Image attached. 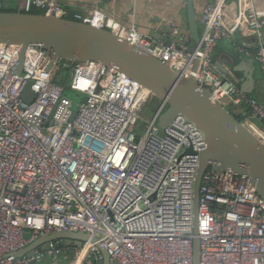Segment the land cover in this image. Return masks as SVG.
I'll return each mask as SVG.
<instances>
[{
  "label": "built area",
  "instance_id": "2783aa9c",
  "mask_svg": "<svg viewBox=\"0 0 264 264\" xmlns=\"http://www.w3.org/2000/svg\"><path fill=\"white\" fill-rule=\"evenodd\" d=\"M94 1L87 21L122 35L182 75H194L212 100L232 110L248 108L243 122L264 143V101L243 91L213 57L220 40L233 41L259 64L264 89V0H208L201 40L192 50L190 37L174 22L168 41H160L102 7L117 0ZM33 7L66 14L57 0H24L21 6ZM238 33L244 36L240 42ZM26 49L18 73L21 46L0 43V264L68 257L67 247L56 246L62 240L16 255L61 231L89 234L75 246L77 263L103 264L99 243L110 264H193L194 181L197 152L207 147L203 131L182 113L171 126H158L166 99L145 118L155 95L113 66L59 62L38 43ZM62 70L69 72L66 80ZM30 81L35 96L27 103L22 94ZM67 90L84 95L74 117ZM141 118L147 127L136 139ZM189 146L195 152L187 153ZM198 215L200 264H264V199L250 176L207 168Z\"/></svg>",
  "mask_w": 264,
  "mask_h": 264
},
{
  "label": "water",
  "instance_id": "95a60500",
  "mask_svg": "<svg viewBox=\"0 0 264 264\" xmlns=\"http://www.w3.org/2000/svg\"><path fill=\"white\" fill-rule=\"evenodd\" d=\"M187 20L190 30V50L201 40L200 20L194 8V0H186ZM71 13L82 15L81 10ZM166 30H168L166 28ZM170 31V30H168ZM153 36V35H152ZM156 38L155 36H153ZM170 35L168 32L169 39ZM18 44L21 53L16 70H22L25 50L32 43L41 44L51 58L75 62L94 60L102 65L113 64L133 80L144 85L161 99H166L168 107L160 115L158 126H169L177 113L184 114L204 132L207 147L199 153V166L194 181L193 232L194 260L199 264L200 239L198 230L199 188L203 173L209 166L220 170H232L247 174L256 187L257 194L264 199V143L228 107L212 100L211 90L200 87L194 75L186 77L164 60L148 50L129 42L113 33L109 28L99 27L74 17H60L55 14L5 10L0 6V43ZM249 64L241 79L231 75L219 62V68L247 93H254V60L242 57ZM198 61H196L195 69ZM30 81L22 97L30 103L35 94ZM76 110L74 111L75 114ZM74 116V115H73ZM73 118V117H72ZM187 153L195 152L192 146ZM89 238L88 233L61 231L41 236L25 248L16 252L17 256L31 255L40 246L49 247V241L62 240L56 246L81 247ZM95 240V238H93ZM104 256L103 264H110L108 251L99 243ZM113 264H119L116 259Z\"/></svg>",
  "mask_w": 264,
  "mask_h": 264
},
{
  "label": "crops",
  "instance_id": "0c3cea01",
  "mask_svg": "<svg viewBox=\"0 0 264 264\" xmlns=\"http://www.w3.org/2000/svg\"><path fill=\"white\" fill-rule=\"evenodd\" d=\"M57 1H59L65 8V16L68 17L73 14L71 13L72 9L81 10L85 15H88L95 7L94 0ZM207 1L208 0H194V8L199 20ZM23 3L24 0H0V6L4 9H14L18 11H24L21 8ZM102 7L108 13H112L117 18H119L123 24H134L138 30L151 36H155V39L157 40L163 39L165 42L168 41V30H170V23L172 22L180 26L184 33L190 37L186 0H117L115 2H106ZM33 9L37 8L34 7ZM166 28L168 30H166ZM199 28L201 31V23L199 24ZM201 33L202 32H200V34ZM243 38L244 36L241 33H238L236 36V40L239 42ZM248 40L253 41L254 37H250ZM245 56L246 55L244 52L229 39L220 40L213 50L215 63L217 64V62H219V64H221L223 67H226L230 71L231 75H234L239 79L245 76L247 67L249 65L246 64L242 58ZM254 65L255 86L253 95L264 101L262 71L259 67V64L255 60ZM217 66L219 68L218 64ZM219 70L221 71L220 68ZM230 74L228 75L230 76ZM233 113H242L243 115L248 113L250 115V110L246 107H238L233 110ZM252 118L255 119L254 117Z\"/></svg>",
  "mask_w": 264,
  "mask_h": 264
},
{
  "label": "rangeland",
  "instance_id": "374dc122",
  "mask_svg": "<svg viewBox=\"0 0 264 264\" xmlns=\"http://www.w3.org/2000/svg\"><path fill=\"white\" fill-rule=\"evenodd\" d=\"M202 31H203V25H202V30L200 32ZM68 74L69 72L67 70H62L61 76L63 80H66ZM65 94L73 101L74 110L77 109L80 103L84 100V95H80L75 91L67 90ZM159 99L160 98L154 96L153 99L148 103L145 113H144L145 118L150 119L152 117V110L157 106ZM139 124L140 126L137 127L136 129V132H137L136 139H139V137L143 135L145 131L144 122L140 120ZM161 134L164 136L163 131H161ZM27 236H28V233H27ZM67 248H68V253H67L68 257H66V254L63 253L59 256L58 260H54L51 256L45 255L40 261L34 262L33 264H85L84 261H80L79 263H77L76 258L73 254V251L75 249L74 245H70Z\"/></svg>",
  "mask_w": 264,
  "mask_h": 264
},
{
  "label": "bare ground",
  "instance_id": "6f19581e",
  "mask_svg": "<svg viewBox=\"0 0 264 264\" xmlns=\"http://www.w3.org/2000/svg\"><path fill=\"white\" fill-rule=\"evenodd\" d=\"M34 8V7H33ZM32 8V9H33ZM35 8H37V9H41V8H38V7H35ZM31 9V10H32ZM25 11L24 10V12H32V11ZM41 10H44L45 12L44 13H46V14H53V13H47L46 12V10L45 9H41ZM38 13H40V12H38ZM56 15V14H55ZM66 15V14H65ZM65 15H63V16H60V17H68V16H65ZM57 16H59V15H57ZM86 16L87 15H85L83 12H82V15H79V14H72L71 16H69V18L70 17H74V18H76V19H80V20H82V21H85V22H88V23H91V22H89V21H87L85 18H86ZM91 24H93V25H96V24H94V23H91ZM96 26H99V27H103V26H100V25H96ZM111 30V29H110ZM112 31V30H111ZM113 33H115V34H118V33H116V32H114V31H112ZM118 35H120V34H118ZM121 37H123L122 35H120ZM124 38V37H123ZM163 39H160V41H162ZM2 43V42H1ZM41 45V44H40ZM42 46V45H41ZM43 48V47H42ZM44 49V48H43ZM46 50V49H45ZM27 51V49L25 50V52ZM47 51V50H46ZM20 53H21V51H20ZM48 53V52H47ZM49 55V54H48ZM19 56H20V54H19ZM24 58H25V55H24ZM52 59H54V58H52ZM55 60H57V59H55ZM57 61H59V60H57ZM62 61H65V60H61V61H59V62H62ZM88 61H93V62H96L95 63V65L97 66L98 65V63L100 64V66H101V68H103V67H110V66H113L115 69H116V71H118V72H120V73H123V74H125L126 76H128L126 73H124V72H122V71H120L119 69H118V67L117 66H115V65H113V64H109V65H102V63L101 62H98V61H94V60H88ZM24 62V61H23ZM68 62L70 63V64H74L75 63V61H71V60H68ZM80 62H86V61H79L78 63H80ZM17 63H18V60H17ZM23 65V64H22ZM17 66V65H16ZM23 67V66H22ZM97 68V67H96ZM22 71V70H21ZM16 72H17V70H16ZM99 72L100 73H102V70L100 69V67H99ZM191 75H188V76H186V77H190ZM129 78H131L130 76H128ZM132 79V78H131ZM133 80V79H132ZM135 81V80H134ZM137 82V81H136ZM137 83H139V82H137ZM140 84V83H139ZM142 85V84H141ZM142 86H144V85H142ZM145 87V86H144ZM145 88H147V87H145ZM148 89V88H147ZM150 92H152L150 89H148ZM158 105V104H157ZM168 107V105H166V107H165V109ZM165 109H164V111H165ZM76 110V112H77V109H75ZM74 110V111H75ZM76 112H75V114H76ZM75 114H74V112H73V115L75 116ZM178 114V113H177ZM73 116V117H74ZM176 117V116H175ZM189 119V118H188ZM140 120H142L143 122H144V125H145V129H146V127H147V123H146V121H145V119L144 118H141V119H139V121ZM190 120V119H189ZM191 122H193L192 120H190ZM196 126H197V124L195 123V122H193ZM169 126H171V124L169 125ZM169 126H167V127H169ZM198 127V126H197ZM166 128V127H165ZM135 135L137 136V132H136V129H135ZM203 135H204V132H203ZM204 139H205V135H204ZM206 140V139H205ZM206 143H207V141H206ZM203 151V150H202ZM201 152V151H200ZM200 152H197V154L199 155V153ZM199 160H200V156H199ZM210 167V166H209ZM208 167V168H209ZM238 174V173H237ZM240 175V174H239ZM241 175H243V174H241ZM247 175V174H246ZM249 176V175H248ZM199 244H200V242H199ZM192 250H193V258H194V238H193V240H192ZM200 253H201V249H200ZM194 260V259H193ZM199 264H200V255H199Z\"/></svg>",
  "mask_w": 264,
  "mask_h": 264
},
{
  "label": "trees",
  "instance_id": "16d2710c",
  "mask_svg": "<svg viewBox=\"0 0 264 264\" xmlns=\"http://www.w3.org/2000/svg\"><path fill=\"white\" fill-rule=\"evenodd\" d=\"M5 10H7V9H5ZM31 11L32 12H40V13H44L45 12L44 10H41V9H32ZM230 110H232V109H230ZM232 112H233V110H232ZM234 114L241 121L246 119L248 117V115H249L248 113L245 114V115H243L242 113H234Z\"/></svg>",
  "mask_w": 264,
  "mask_h": 264
}]
</instances>
